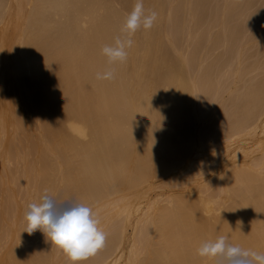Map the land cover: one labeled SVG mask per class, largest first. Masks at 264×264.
<instances>
[{
  "label": "bare ground",
  "instance_id": "1",
  "mask_svg": "<svg viewBox=\"0 0 264 264\" xmlns=\"http://www.w3.org/2000/svg\"><path fill=\"white\" fill-rule=\"evenodd\" d=\"M117 1L0 0L2 217L25 216L45 190L91 207L106 243L82 264H222L197 255L219 236L264 254V162L252 164L264 152V83L221 138L208 139L191 118L212 80L199 83L181 65L170 74L158 57L160 19L135 33L125 62L102 54L136 2ZM251 1L240 4L247 11ZM143 3L146 13H164L163 0ZM108 69L114 79L96 78ZM14 177L27 204L10 210L5 184ZM25 228L1 245L0 264H71L42 232Z\"/></svg>",
  "mask_w": 264,
  "mask_h": 264
},
{
  "label": "rangeland",
  "instance_id": "2",
  "mask_svg": "<svg viewBox=\"0 0 264 264\" xmlns=\"http://www.w3.org/2000/svg\"><path fill=\"white\" fill-rule=\"evenodd\" d=\"M110 1L118 6L117 0ZM196 1L163 0L164 13L162 11H160L161 14L158 13L159 18L157 19L160 21L157 20L159 26L156 24V31L161 32V35L157 34L162 40L159 41L160 51L167 56L166 51L168 50L170 56L165 57L162 52L158 51V57L163 58L162 60L167 58L165 61L169 62L168 68L166 63V67L163 68H167L170 72L173 67L176 71L181 65L183 69L187 68L190 78L196 79L199 83L204 78L205 81L212 80L210 87L206 86L207 83L201 84L204 86L199 97L197 118L195 120L193 117L191 121H194L193 129L215 141L221 138L224 127L241 115L238 109L243 110L248 104V92H257L256 98L261 96L260 90L264 83V79L261 80L264 77V0L251 1L250 6L247 5V11L240 4V0H201L202 3L199 0L200 4H204L203 9H199L200 12L198 8L194 9L199 4ZM4 3L0 6L4 7ZM232 5H235L236 9L232 12L233 15L227 13L223 17L222 10L225 8L227 10ZM240 8L244 10L243 13ZM257 45H263V47L257 50ZM165 47L166 50H164ZM160 53H162L161 57ZM221 55H224V64L223 59L217 58ZM179 58L183 59L184 65L182 59ZM216 58L221 62L215 61L220 64L218 65L220 67L216 65L213 67ZM173 71L170 74L176 73ZM196 73L198 76L195 75ZM261 161L264 162V152L261 153L260 149L252 156V164L255 166ZM5 185H7L4 186L6 193L8 192L5 200L11 206L10 210L16 203L25 202L27 204V198L22 200V193H24L22 189L25 186L22 180L14 177ZM10 187H13L12 190L14 189L15 193H19L17 200L11 196ZM28 200L30 202V199ZM2 209H4L3 205ZM25 222L23 215L7 212L6 216L2 217V212H0V249L3 247L1 245L11 242V234L16 232V235H19ZM47 243H49L48 240Z\"/></svg>",
  "mask_w": 264,
  "mask_h": 264
},
{
  "label": "clouds",
  "instance_id": "3",
  "mask_svg": "<svg viewBox=\"0 0 264 264\" xmlns=\"http://www.w3.org/2000/svg\"><path fill=\"white\" fill-rule=\"evenodd\" d=\"M155 11L146 13L143 0H136L132 11L127 15L121 34L115 37L114 44L105 45L102 54L109 64L123 63L134 44V35L142 27L149 30L157 19ZM98 80L114 79L111 69L97 73ZM24 219L25 231L32 234L42 232L46 239L68 258L71 264H82L95 256L106 243V234L100 227V219L93 209L72 200L58 202L47 190L39 202L27 204ZM201 258H222V264H264V254L243 250L227 242L225 236L203 242L197 249Z\"/></svg>",
  "mask_w": 264,
  "mask_h": 264
}]
</instances>
